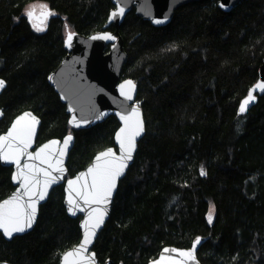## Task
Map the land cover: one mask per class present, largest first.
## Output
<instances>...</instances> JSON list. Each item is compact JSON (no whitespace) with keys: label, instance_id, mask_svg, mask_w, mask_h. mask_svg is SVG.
<instances>
[{"label":"trees","instance_id":"trees-1","mask_svg":"<svg viewBox=\"0 0 264 264\" xmlns=\"http://www.w3.org/2000/svg\"><path fill=\"white\" fill-rule=\"evenodd\" d=\"M217 1L182 5L162 27L132 9L119 27L121 79L137 86L144 135L93 244L98 262L147 264L163 246L187 248L203 236L202 264H264V95L237 114L264 59V0H241L229 12ZM31 4L55 14L43 30L27 17ZM112 8L110 0H0V133L31 110L41 120L37 144L72 134L64 180L114 145L119 123L110 116L70 127L46 78L67 53L66 29L100 30ZM10 173L0 165V200L14 188ZM63 196V184L50 191L30 232L0 234V261L58 264L81 236L80 217L67 216Z\"/></svg>","mask_w":264,"mask_h":264},{"label":"water","instance_id":"water-1","mask_svg":"<svg viewBox=\"0 0 264 264\" xmlns=\"http://www.w3.org/2000/svg\"><path fill=\"white\" fill-rule=\"evenodd\" d=\"M196 1L199 0H110L113 8L109 10L105 22L101 26L100 30L84 35L66 29L64 35V45L67 50V54L60 60L59 64L51 72H49L46 81L48 85L53 88L54 92L58 95L60 102L64 105L65 113L68 116V125L70 127L75 129H88L105 121L108 117L114 116L119 123V127L113 136L114 145L96 152L90 163L85 168L78 171L74 176L64 180L66 162L75 141L74 136L68 133L61 139L49 138L37 144V136L41 124L40 118L31 110H23L14 116L5 131L0 133V136H6L12 129L13 124L20 117L25 116L26 114H30L27 118L28 120H30L31 117H34L38 123L35 125L31 145L28 147L25 155L20 157L19 168L13 160L0 158V165L2 167L11 168L10 182L14 187L11 192L0 200V204L11 199L14 195H21L22 202L25 204L28 203L29 197L23 195V178H15L18 176L20 169H23L24 164L35 166L31 173H29L28 169L23 170L26 174L34 176L35 180L39 181L35 189L37 193L43 190L45 180L49 179V177H45L44 175L45 170L50 172L51 176L56 177V179L48 185L43 199H39L38 195L32 197L33 200H36V214L31 227H26L23 232H14L11 237L6 236L3 233V230H0V234L5 240H10L15 236H21L30 232L35 226L39 208L47 201L50 191L54 187L63 184V205L66 214L70 218L80 217L78 225L81 236L76 245L61 252L58 264H110L109 260H106L103 263L98 262L92 247L100 230L109 218L118 183L125 176L128 168L133 163L138 141L144 135L143 115L139 105L135 102L137 86L130 78L121 79L122 67L126 62V52L123 48V40L119 33V27L126 15L132 9L134 10L136 16L141 17L152 26H165L170 22L174 11L178 7ZM240 1L241 0H218L217 5L223 12H229ZM121 8L123 9L122 14L120 13ZM47 11L51 13L49 8H47ZM39 13L40 10L36 12V15L39 16ZM113 13H115V15H113ZM51 16H55V14L51 13L48 15L43 24L48 22ZM156 21L160 22L157 23ZM35 22L39 25V21ZM109 27H113V30H109ZM70 34L72 39L69 42L68 37ZM104 36H110L112 38H100ZM93 37L97 38L93 39ZM129 81L132 85H134V88L131 89L132 98L126 99L125 96L121 94V85H126V82ZM0 82H3V85L0 86L1 95L6 87V81L0 77ZM260 84H264V59L258 67L255 81L249 86L245 96L240 100L237 106L238 115L241 116L246 114L257 103L258 98L264 95V89L257 87ZM124 91L128 92L129 89L125 87ZM250 92L252 93L254 99L248 103L244 112H240V106L243 101L248 98ZM137 107L140 112V118L143 122V131L135 138V148L131 153V159L124 162L126 166L124 167L122 173L116 178L115 187L112 189L111 196L107 198V202L102 204L86 205L83 200L76 196L75 192H72L71 194L73 199L76 201V204L69 205V181H76L78 177L82 176V174H87L88 169L94 167L97 162L96 158L102 153L111 150L117 157L121 156L122 150L117 140V134L120 129L124 127V121L121 119V116L128 115L133 108ZM3 116V109L0 108V120ZM25 122H27V120ZM69 136H71V140L65 148L64 141ZM45 145H51V147L46 149L45 152L41 154V159L46 162L41 163V159H29L28 153L35 156V154ZM5 149H7V145H5ZM61 150L64 151L63 156L59 155ZM58 160L62 161V163L57 164ZM49 163H51L53 167L50 168ZM57 168H62L63 171H58L56 170ZM37 169H41V171H37ZM85 179L89 182L91 181L90 176H85ZM83 183L84 180H80L79 183L73 187L78 188ZM77 204L79 205L78 207L76 206ZM70 207L73 209L71 212L69 211ZM96 208H99L104 213L102 223L94 229L95 234L92 236L91 242L86 246V251H84L81 256L69 257L66 261L65 256L68 253L81 249L86 231L84 223L89 219V212ZM205 240L206 238L203 236H196L192 239L190 246L187 248L163 246L157 256L151 259L147 264H202L197 258V251ZM197 241L199 242L197 243ZM187 252H191L192 256L187 257L180 255V253ZM88 258L91 259L89 260ZM0 264L9 263L6 261H0Z\"/></svg>","mask_w":264,"mask_h":264},{"label":"snow or ice","instance_id":"snow-or-ice-1","mask_svg":"<svg viewBox=\"0 0 264 264\" xmlns=\"http://www.w3.org/2000/svg\"><path fill=\"white\" fill-rule=\"evenodd\" d=\"M40 8L41 11L39 16L36 15L35 7L27 12V16L34 21L33 26L36 27L37 30H43L39 25H42L46 17L51 14L47 11L46 5H40ZM120 13H123L122 8L120 9ZM113 15H115V13H113ZM35 21H39V25L35 23ZM156 22L159 23L160 21ZM96 38L97 37H93V39ZM100 38L111 39L112 37L104 36ZM68 39L70 42L72 39L71 34ZM2 85L3 82H0V86ZM125 87L129 89L128 92L124 91ZM257 87L264 89V84H260ZM133 88L134 85H132L130 81L126 82V85H121V94L124 95L126 99H131V89ZM252 99H254V97L250 92L248 98L241 104L240 112L246 110V106ZM29 115L30 114H26L25 116L20 117L13 124L12 129L6 136H0V158L13 160L18 168L20 166V157L25 155L28 147L31 145L35 125L38 123L34 117H31L30 120H28L27 118ZM121 119L124 121V127H122L117 134V140L122 150L121 156L117 157L111 150L102 153L96 158L97 162L94 167L88 169L87 174H82V176L78 177L76 181H69V205L76 204V201L72 197V192H75L76 196L83 200L86 205L106 203L107 198L111 196L112 189L115 187L116 178L122 173L126 166L124 162L131 159V153L135 148V138L143 131V122L140 118L138 107L133 108L128 115H122ZM26 120L27 122H25ZM70 140L71 136L65 139V148ZM5 145H7V149H5ZM49 147H51V145H45L35 154V156L28 153L29 159H41V154ZM59 155L63 156L64 151L61 150ZM44 162L46 161L41 159V163ZM61 163L62 161H57V164ZM34 167V165L24 164L23 169H28L29 173H31ZM49 167L51 168L53 165L49 163ZM23 169H20L18 176L15 178H23V195L29 197L28 203L25 204L22 202L21 195H14L11 199L0 204V230H3V233L9 237H11L14 232H23L26 227H31L36 214V200H33L32 197L38 195L39 199H43L48 185L56 179V177L51 176L50 172L45 170L44 175L45 177H49V179L45 180L43 190L37 193L35 189L39 181L35 180L34 176L26 174ZM56 170L63 171L62 168H57ZM37 171H41V169H37ZM201 174H204L203 171ZM85 176H90L91 181L89 182L85 179ZM80 180H84V183L78 188L73 187L78 184ZM76 206L78 207L79 205L77 204ZM69 211H73L72 207L69 208ZM103 215L104 213L99 208L92 209L89 212V219L84 223L86 231L81 249L68 253L65 256L66 261L69 257L81 256L82 253L86 251V246L91 242V238L95 234L94 229L103 221ZM209 219L211 220V216H209ZM198 242L199 241H197V243ZM180 255L191 257L192 253H180ZM88 259L90 260L91 258Z\"/></svg>","mask_w":264,"mask_h":264},{"label":"rangeland","instance_id":"rangeland-1","mask_svg":"<svg viewBox=\"0 0 264 264\" xmlns=\"http://www.w3.org/2000/svg\"><path fill=\"white\" fill-rule=\"evenodd\" d=\"M33 7H35L36 9H37V11H41V8H40V6H37V5H35V4H31V5H29L28 7H27V11H29V10H31Z\"/></svg>","mask_w":264,"mask_h":264},{"label":"flooded vegetation","instance_id":"flooded-vegetation-1","mask_svg":"<svg viewBox=\"0 0 264 264\" xmlns=\"http://www.w3.org/2000/svg\"><path fill=\"white\" fill-rule=\"evenodd\" d=\"M37 6H38V4H37ZM35 9H36V8H35ZM36 12H38L37 9H36ZM30 22H31V24H32V26H33L34 21H33L32 19H30ZM35 23H36V22H35ZM46 24H47V22H45L44 24H42L43 26L41 25V27L43 28L44 26H46ZM33 27H34V26H33ZM35 28H36V27H35ZM66 54H67V53H66Z\"/></svg>","mask_w":264,"mask_h":264}]
</instances>
